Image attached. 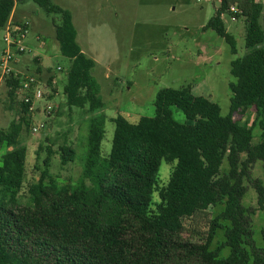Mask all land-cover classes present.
Segmentation results:
<instances>
[{
  "label": "trees",
  "instance_id": "16d2710c",
  "mask_svg": "<svg viewBox=\"0 0 264 264\" xmlns=\"http://www.w3.org/2000/svg\"><path fill=\"white\" fill-rule=\"evenodd\" d=\"M28 1L60 17L55 38L70 62L63 90L67 106L92 114L104 109L92 75L96 62L78 44L68 10L54 0H0V33L16 7ZM224 15L244 21L247 50L231 63L236 81L230 84L228 115L221 116L217 105L194 95L189 86L164 88L156 96L154 116L136 122L121 115L112 118L115 131L107 155L102 153L105 116H92L76 182L59 184L51 176L54 155L59 153L66 166L75 161L76 150L67 141L58 151L53 143L39 145L37 160L42 153L45 157L39 179L29 187L30 206L20 204L18 196L28 157L20 138L24 129L31 130V104L16 96L22 76H6L8 108L18 115L9 130H0V147L7 149L0 165V264H264V249L253 240L251 218L257 209L242 203L246 182L252 183L258 210L264 211V188L252 176L254 165L264 162V6L261 0H220L203 27L215 31L237 54ZM34 62L41 78L40 58ZM172 107L192 124L177 122ZM252 110L255 119L243 123L241 118ZM257 125L262 134L255 142ZM162 162L172 166L164 184L157 179ZM219 206L223 210L214 215ZM200 220L205 223L203 241L196 244L183 232ZM221 230L225 240L213 247Z\"/></svg>",
  "mask_w": 264,
  "mask_h": 264
},
{
  "label": "rangeland",
  "instance_id": "374dc122",
  "mask_svg": "<svg viewBox=\"0 0 264 264\" xmlns=\"http://www.w3.org/2000/svg\"><path fill=\"white\" fill-rule=\"evenodd\" d=\"M264 6V0H261ZM68 10L77 31V42L84 53L95 60L92 71L99 88L104 109L95 113L78 108L70 109L66 104L64 86L67 83L69 60L62 56L59 42L55 38V25L60 24L59 15L47 14L33 1L19 5L18 17L29 23L27 37L20 41L26 48L17 55L11 68L20 71L21 76L37 73L34 57L39 55L43 74L47 82L45 90L49 101H37L38 113L33 121H43L47 129L34 134L24 129L20 141L28 148L27 175L19 192L18 201L25 206L32 205L30 185L37 182L42 168V153L37 160L39 145L50 146L57 150L67 141L77 152L74 162L62 166L60 154L54 155L51 176L59 184L74 183L82 173L83 159L87 150L88 121L92 116H105V137L102 153L107 155L112 149L115 124L111 121L121 115L131 122L140 117L155 114V100L164 88L190 87L194 95L204 96L219 107L220 115L230 113L232 92L230 84L236 79L231 74L232 61L244 57L246 50V29L242 19L236 20L224 15L223 20L229 33L236 40L237 54L231 53L229 44L211 29L203 31L209 20L215 16L220 0H54ZM264 28V19H261ZM6 30L0 33V61L8 50L5 41ZM63 68L59 71L58 68ZM47 68V69H46ZM51 70V73L48 72ZM55 75V76H54ZM55 78L53 88L48 80ZM46 104L53 106L50 117L41 113ZM174 119L181 124H192L178 108L172 107ZM16 110L8 108L5 81L0 85V130H9L17 119ZM240 118V117H238ZM255 119L254 110L241 118L243 123ZM262 130L259 125L254 129L255 142L260 140ZM50 138V141H47ZM5 147H0V165ZM39 168V169H38ZM227 170V163L223 166ZM172 166L162 162L157 179L167 183ZM252 176L264 188V162H257ZM248 191L242 203L257 209L252 216L253 240L258 248L264 249V211L258 210V193L252 183L246 182ZM158 199L157 195L154 196ZM215 209L214 215L223 210ZM202 220L183 232L185 239L196 244L203 241ZM225 240L224 230L219 234L213 247ZM229 254L224 250L223 256Z\"/></svg>",
  "mask_w": 264,
  "mask_h": 264
},
{
  "label": "built area",
  "instance_id": "2783aa9c",
  "mask_svg": "<svg viewBox=\"0 0 264 264\" xmlns=\"http://www.w3.org/2000/svg\"><path fill=\"white\" fill-rule=\"evenodd\" d=\"M233 11H236L235 8H232ZM29 23L28 22H20L13 23L10 22L6 27L7 35L5 37V41L8 44V50H6L3 54V57L0 61V81H4L6 76H9L12 73H15L13 68H11L10 64L16 61L17 55H20L25 52L26 48L21 44L20 41H23L29 32ZM59 71L62 68H58ZM56 81H52V85L54 86ZM45 85L47 86V82H43L40 76L36 75H25L22 76L21 82L16 89V96L20 103L23 104H31L29 108V113L32 116V126L31 131L34 134L41 133L47 129V125L45 122L33 121L34 116L39 112L36 109V102L40 100L49 101L50 92L47 94L45 90ZM48 85L49 88H53ZM53 110V106L51 104H46L44 106V110L41 112L45 116L50 117L51 111Z\"/></svg>",
  "mask_w": 264,
  "mask_h": 264
},
{
  "label": "crops",
  "instance_id": "0c3cea01",
  "mask_svg": "<svg viewBox=\"0 0 264 264\" xmlns=\"http://www.w3.org/2000/svg\"><path fill=\"white\" fill-rule=\"evenodd\" d=\"M18 13H19V6H17L16 7V9H15V11H14V13H13V15H12V19H11V22L13 21V23H20V22H23V20L21 19L20 20V18L18 17ZM36 57H39L40 58V64L42 63V59H41V57L39 56V55H37V56H35L34 57V59L36 58ZM15 65H16V67H18L19 65H20V62L18 61V60H16L15 61ZM47 69V68H46ZM14 72L16 73V74H19V73H21L20 71H16L15 69H14ZM55 76V75H54ZM53 80H55V78H53ZM52 80V81H53ZM2 84V81H0V85Z\"/></svg>",
  "mask_w": 264,
  "mask_h": 264
}]
</instances>
